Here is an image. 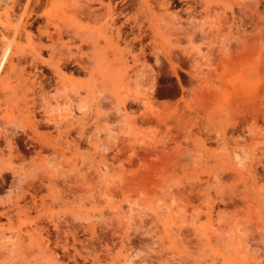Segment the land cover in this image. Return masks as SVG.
<instances>
[{
    "label": "rangeland",
    "instance_id": "374dc122",
    "mask_svg": "<svg viewBox=\"0 0 264 264\" xmlns=\"http://www.w3.org/2000/svg\"><path fill=\"white\" fill-rule=\"evenodd\" d=\"M0 264H264V0H0Z\"/></svg>",
    "mask_w": 264,
    "mask_h": 264
},
{
    "label": "bare ground",
    "instance_id": "6f19581e",
    "mask_svg": "<svg viewBox=\"0 0 264 264\" xmlns=\"http://www.w3.org/2000/svg\"><path fill=\"white\" fill-rule=\"evenodd\" d=\"M7 54H8V48H6V49L4 50V52H3V54H2V56H1V58H0V68H1L2 63H3L4 59L6 58Z\"/></svg>",
    "mask_w": 264,
    "mask_h": 264
}]
</instances>
